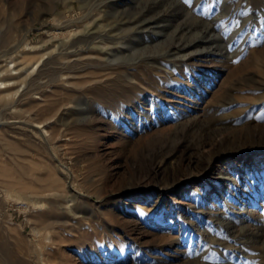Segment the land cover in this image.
<instances>
[{"label":"rangeland","instance_id":"rangeland-1","mask_svg":"<svg viewBox=\"0 0 264 264\" xmlns=\"http://www.w3.org/2000/svg\"><path fill=\"white\" fill-rule=\"evenodd\" d=\"M62 1L0 0V264H264V0L161 1L209 27L186 58L164 17L34 82Z\"/></svg>","mask_w":264,"mask_h":264},{"label":"bare ground","instance_id":"bare-ground-1","mask_svg":"<svg viewBox=\"0 0 264 264\" xmlns=\"http://www.w3.org/2000/svg\"><path fill=\"white\" fill-rule=\"evenodd\" d=\"M108 1L63 0L61 10L48 9V18L55 22L54 36L59 37L61 42L51 50L53 56L39 69L34 82L44 77L54 80L58 74L76 70L110 69L118 59L132 56L127 52L135 49L134 42L153 33L155 25L164 17L179 21L166 52L186 58L206 40L209 27L203 26L189 10H179L178 4L172 3L167 10L159 12L155 8L161 1L167 0H136L134 9L124 4L117 15L110 18ZM186 36L189 37L187 40ZM10 91L9 86L0 88V102L12 96ZM37 253L39 264H46L42 261L40 247H37Z\"/></svg>","mask_w":264,"mask_h":264}]
</instances>
